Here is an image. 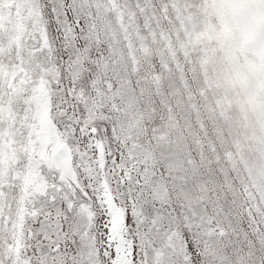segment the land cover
Listing matches in <instances>:
<instances>
[{
  "label": "snow or ice",
  "instance_id": "6c2138e0",
  "mask_svg": "<svg viewBox=\"0 0 264 264\" xmlns=\"http://www.w3.org/2000/svg\"><path fill=\"white\" fill-rule=\"evenodd\" d=\"M0 264H264V0H0Z\"/></svg>",
  "mask_w": 264,
  "mask_h": 264
}]
</instances>
